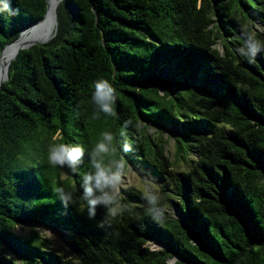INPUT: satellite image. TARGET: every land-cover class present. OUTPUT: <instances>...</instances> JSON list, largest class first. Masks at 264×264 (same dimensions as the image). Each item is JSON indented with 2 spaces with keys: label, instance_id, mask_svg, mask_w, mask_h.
I'll return each instance as SVG.
<instances>
[{
  "label": "trees",
  "instance_id": "trees-1",
  "mask_svg": "<svg viewBox=\"0 0 264 264\" xmlns=\"http://www.w3.org/2000/svg\"><path fill=\"white\" fill-rule=\"evenodd\" d=\"M12 6L19 15L0 13V56L47 1ZM56 15L55 37L21 50L0 89V264H264V50L251 63L236 52L242 29L264 40V0H62ZM100 78L117 89L115 116L91 102ZM129 119L125 169L160 185L180 218L154 221L131 187L130 211L101 229L105 209L89 219L80 199L88 156L73 175L48 147L87 153ZM149 127L168 131L174 161ZM59 187L74 193L67 206Z\"/></svg>",
  "mask_w": 264,
  "mask_h": 264
},
{
  "label": "clouds",
  "instance_id": "clouds-1",
  "mask_svg": "<svg viewBox=\"0 0 264 264\" xmlns=\"http://www.w3.org/2000/svg\"><path fill=\"white\" fill-rule=\"evenodd\" d=\"M12 5L13 0H0V13L7 17L19 15L20 9L13 8ZM242 36L244 43L236 49V52L248 62H254L257 54L264 50V40L257 38L256 31L250 32L247 29H242ZM114 79L115 76L112 77V80ZM116 100L117 89L109 79L100 78L94 81L91 102L98 113L115 116ZM129 127H135L131 119L125 120L119 139L112 132L102 133V139L96 142L87 153L84 146L80 144L54 143L48 147L49 163L52 166L66 168L73 175L78 173L85 155L88 156L90 170L81 178L80 199L86 202L89 219L95 218L97 208L105 209L103 219L97 224V227L101 229L111 228L114 220L130 211L128 205L123 202L124 197L121 191L126 186L125 167L128 166V162L125 154L131 153L134 147L127 133ZM115 153H120L118 158H109ZM141 179L144 184L141 196L146 204V214L154 221L163 223L169 215H174V212L167 203L163 202L161 186L148 177ZM55 192L65 206L73 200L72 191L59 187L55 189ZM160 246L163 248L162 245Z\"/></svg>",
  "mask_w": 264,
  "mask_h": 264
},
{
  "label": "bare ground",
  "instance_id": "bare-ground-1",
  "mask_svg": "<svg viewBox=\"0 0 264 264\" xmlns=\"http://www.w3.org/2000/svg\"><path fill=\"white\" fill-rule=\"evenodd\" d=\"M49 10L45 19L34 27L27 29L21 37L12 45H9L2 54V69L0 72V84L8 74L9 64L16 56V53L24 46L34 43H44L55 36L57 26L55 23V12L60 0H48ZM39 30V33L37 34Z\"/></svg>",
  "mask_w": 264,
  "mask_h": 264
},
{
  "label": "rangeland",
  "instance_id": "rangeland-1",
  "mask_svg": "<svg viewBox=\"0 0 264 264\" xmlns=\"http://www.w3.org/2000/svg\"><path fill=\"white\" fill-rule=\"evenodd\" d=\"M258 30L260 32H263L262 28L258 27ZM39 33V30L37 32V34ZM46 43V42H44ZM37 43L34 44H30V45H26L24 47H28L31 48L33 46H36ZM221 48V46H220ZM14 59V58H13ZM12 59V60H13ZM11 63V62H10ZM10 65V64H9ZM163 77V76H162ZM147 135H150L151 137L155 138V139H162L163 142L166 144V155L167 157H169V159L171 161L175 160V154L177 152V144L176 142L170 137L168 131H166L164 134L160 133L156 128L154 127H149L148 130L146 131ZM125 173H126V177H125V184L126 186L123 189H127V188H137L140 190H144V184L142 182L141 177L137 174V172L132 169V168H127L125 169ZM68 174L65 173L64 177H66ZM121 190V191H122ZM174 212V215H171L172 218H180V215L178 213V211L176 209H171ZM33 230H39L42 232V234L49 240L54 241L55 243H59V234L55 231H52L50 229L47 228H41L39 226H35ZM27 230L26 229H17L18 233H25ZM56 234V235H55ZM150 247L154 248V249H161L160 245H157L156 243L152 242L150 243ZM174 260L170 261V264H173Z\"/></svg>",
  "mask_w": 264,
  "mask_h": 264
},
{
  "label": "water",
  "instance_id": "water-1",
  "mask_svg": "<svg viewBox=\"0 0 264 264\" xmlns=\"http://www.w3.org/2000/svg\"><path fill=\"white\" fill-rule=\"evenodd\" d=\"M46 1H47V9H46V13H45L44 18H43L40 22H42V21L45 19V17L47 16V14H48V10H49V1H48V0H46ZM60 1H62V0H60ZM54 18H55V23H56V26H57V15H56V12H55ZM40 22H38L37 24H39ZM37 24H35L34 26H36ZM34 26H31V27H34ZM31 27H28L27 29H29V28H31ZM27 29H25V30H23V31L21 32L19 38L21 37V35H22ZM55 35H56V33H55ZM54 37H55V36H54ZM54 37H53V38H54ZM13 43H14V42H13ZM13 43H11V44H13ZM47 43H48V42H47ZM47 43H37V45H45V44H47ZM11 44H10V45H11ZM8 46H9V45L5 46V48L3 49L2 53H1V56H0V72H1V69H2V61H1L2 54H3V52L5 51V49H6ZM23 49H28V47H26V48H22L21 50H23ZM21 50H19V51L16 53L15 58L17 57L18 53H19ZM15 58H14V59H15ZM14 59H13V60H14ZM13 60H12V61H13ZM7 80H8V74H7L6 78L2 81V83L0 84V89H1V87H2V84H3L5 81H7ZM159 89H160V91H161V87H160V86H159Z\"/></svg>",
  "mask_w": 264,
  "mask_h": 264
}]
</instances>
